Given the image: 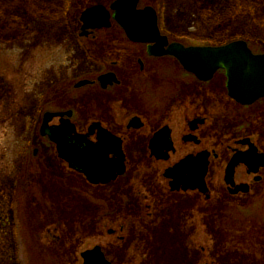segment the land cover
Returning <instances> with one entry per match:
<instances>
[{"label":"rangeland","instance_id":"374dc122","mask_svg":"<svg viewBox=\"0 0 264 264\" xmlns=\"http://www.w3.org/2000/svg\"><path fill=\"white\" fill-rule=\"evenodd\" d=\"M36 1L0 0V177L5 180L0 182V264H82L80 254L96 246L102 248L112 263L119 264L117 251L120 246L112 244L113 238L106 232L110 226L103 229L100 220L113 217L109 214L112 199L106 200L107 204L100 203V193L108 190L111 193H133L128 180L125 178L117 187L108 186L104 191L100 186L88 185L56 158L54 145L48 139L40 138L39 125L44 112L70 106V96L73 101L74 98L79 100V107L90 109L96 106L97 100L100 101L97 90L74 88L78 81L100 74V67L96 75L88 74L87 67L91 66L84 63L86 56L82 51L95 52L96 55L109 52L111 58L121 64L117 70L119 74L134 70L142 51L139 46L122 40L117 25L102 34L95 31L88 38L79 37L81 13L97 5L108 8L114 0ZM212 1L198 0L199 5L204 6L196 16L187 14L183 7L172 6L168 0H141L139 8L150 6L156 10L162 34L170 41L196 47L243 40L255 54H264V32L254 30L244 36L248 29L233 28L229 20L216 24L211 13ZM182 2L191 5L187 0ZM256 3L264 5V0ZM244 10L239 12V8L236 9L239 14ZM205 11L209 12L208 16H204ZM15 18L20 21L14 23ZM68 51L70 58L67 57ZM145 62L150 66L153 64V60ZM154 62V66L160 69L157 75L152 74L150 83L123 78L128 95L119 91L120 98L126 95L130 101L146 98L167 82L165 89L170 88L169 84L183 81L186 93V82L193 81L191 76L184 74L173 60ZM65 66L72 68L73 72L70 71L67 77L64 75ZM224 76L219 72L214 80L221 82L226 92ZM158 94L152 106L159 104L165 91ZM88 101L94 104L89 105ZM210 103L218 111L216 125H222L228 120L225 111L230 106L226 105L225 97L220 99L219 96ZM256 105L253 111H257L259 117L248 115L243 123L252 128V135L257 136V142L264 150V99ZM163 109L156 107L157 111ZM132 112L140 113L132 107L124 112L117 107L115 120L123 124L126 114ZM231 112L234 117L238 114V111ZM219 116L223 119L220 120ZM75 118L73 122L80 130L96 118L100 120L99 116L84 114ZM216 129L218 133H225L223 126ZM187 153V149H181L172 159L177 160ZM161 168L160 172L165 166ZM261 175L263 181L253 187V193L242 203L247 205L245 211L232 210L226 219L222 217L224 220H219L221 214H217L216 238L211 236L208 240L201 235V246L215 264H264V171ZM125 206L128 207V202ZM179 211L182 209L170 207L172 221L168 216L161 227L137 230L131 226L127 229L130 238L135 239L132 252H126L127 257L133 259L129 264H192L194 253H188L191 260H187L184 243L192 237L194 230L192 224L187 227L184 223L188 220H181ZM202 220L206 224L207 221ZM203 231L207 232L205 228ZM126 247L121 246V251L123 248L125 252Z\"/></svg>","mask_w":264,"mask_h":264},{"label":"flooded vegetation","instance_id":"af4514ba","mask_svg":"<svg viewBox=\"0 0 264 264\" xmlns=\"http://www.w3.org/2000/svg\"><path fill=\"white\" fill-rule=\"evenodd\" d=\"M94 32L92 31L87 37L92 36ZM99 32L102 34L104 30H100ZM122 40L128 42L125 37H122ZM136 46L141 48L142 55L137 59L136 68L132 71L129 69L125 74L117 73L118 67L121 64L118 60H113L114 58H111L109 52L107 55L101 52L100 55H96L95 52L86 53L82 51L86 56L84 57V63L86 65L89 63L91 66L87 67L86 71L88 74L96 75L99 67L100 74L94 78L78 81L74 85V88L75 90L85 88H91L92 91L97 90L100 92V101L97 100L96 106H91L90 109L87 106L79 107V100L74 98L73 101V98L70 96L68 100L70 106L66 109L50 111V113H71V120L75 121V117L78 114L99 116L100 120L96 118V120L91 121L84 130H80L76 124V132L84 135L87 140L96 143L98 128L94 129L92 125L94 123L100 124V130L110 134L114 140H120L122 144L125 158L124 174L106 185H100V189L103 188L104 191L108 186L116 185L117 187L118 182L126 178L129 187L133 191V193H118L114 190L116 193H111L108 190L105 193H100V203L107 204L106 200L112 199L109 214H112L113 217L107 220L103 217L100 220L101 224H103V229L110 226L106 232L109 237L113 238L112 244L117 247L120 246L117 251L119 264H129L133 260L127 257L126 254L128 251V254L132 252L131 248L135 246V239L130 238V233L129 235L127 234V229L131 228V226L137 230H142L144 227L153 229L161 227L164 224V219H167L169 216L170 207L182 209V211H179V217H181L182 221L188 220V223H184L187 227L192 224L194 230L192 237L184 243L187 248V260H191L188 253L193 251L195 258L191 260L192 264H215L212 259L207 257L205 247L201 246V235L208 237V240H211V236L215 239L216 230L218 229L217 214H221L219 220H224L232 210L235 212L245 211L247 205H243L242 203H245L246 197L253 193V187L263 181L261 174L264 171V166L254 174L249 172V169L243 164L235 167L231 183L227 184L225 181L227 166L234 156L248 153L250 146L255 149L256 155L264 154V150H262V147L257 142V136L252 135L254 133L252 128L245 127L243 123V120L248 115L259 117L256 114L257 111H253L254 106L259 101L251 106L240 105L227 96V93L223 91L221 82L214 80L215 77L209 82H200L190 74L193 81L189 80L186 82L188 87L186 93L183 89V81L176 85L169 84L168 87L170 88L165 89L167 82L161 84L164 88L156 85L160 90L152 92L153 94L150 96L147 95L146 98L139 97L130 101L127 97L128 89L124 87L122 81L123 78L139 80L140 83L147 81L146 83L148 84L150 83L152 74L157 75L160 69L154 66V61L165 59L174 61L171 58L151 57L148 55L147 46ZM68 52L69 55L67 57L70 58L71 53L70 51ZM142 58H145V61L148 59L153 60L152 66L148 62L143 61ZM88 59H90L89 62H87ZM174 63L177 64L176 61ZM90 68L94 70L92 71ZM71 70L65 66V77H67ZM220 72L223 73L222 71ZM107 74L113 75L116 82L107 83L105 87H102L99 78ZM60 80H63V77ZM83 81L87 83L77 88L76 85ZM119 91H124V95L127 94L126 97L120 98ZM164 91L163 98H160L158 101L159 104L152 106L159 97L158 92L162 93ZM220 94H223V96ZM117 95L119 98H116ZM215 96H219L220 99H224L225 97L226 105L230 106V109L225 111L228 115L227 123L224 121L222 125H216L218 111L216 106L210 105L211 99L213 100ZM87 103L89 105L94 104V102L90 101ZM6 106H9L8 103H6ZM157 106L164 109L157 111ZM117 107L123 112L126 108L132 107L140 113H127L126 119L121 124V122L115 120L116 116H114L116 115L115 108ZM149 109L150 111L148 112ZM231 111H238L236 117H234ZM45 113H49V111L43 114ZM219 117L220 120L223 119L221 116ZM58 120L55 119L56 122L52 123V125H57ZM41 122L42 118L40 125ZM40 125V138L45 139L46 137L41 134ZM258 125L252 126L255 128ZM221 126L225 128L224 134L220 131L219 133L217 132L216 128ZM159 132L162 135L161 141L157 143V147H154L153 141ZM166 136L168 137L167 142ZM23 142L24 138L22 137L21 143L23 144ZM169 143L172 147L170 151L166 150ZM159 147H162V150ZM181 149H187L188 153L177 160L176 158L173 160L172 158ZM201 154L205 155L207 162V172L204 179L206 192H200L199 189L186 192L182 190L172 192L170 189V179L163 176L164 172L174 167L187 156L197 157ZM112 158L113 156L110 155L109 159ZM17 163L20 164V162ZM163 165L165 168L160 172ZM3 181H5L3 177H0V182ZM127 202L128 207L125 206ZM202 218L207 221L206 224ZM169 219L172 221L171 216H169ZM202 228H205L208 233L202 232ZM125 245L127 247L125 248V252H123L124 249L122 248L121 251V246ZM108 260L112 263L109 258Z\"/></svg>","mask_w":264,"mask_h":264},{"label":"water","instance_id":"95a60500","mask_svg":"<svg viewBox=\"0 0 264 264\" xmlns=\"http://www.w3.org/2000/svg\"><path fill=\"white\" fill-rule=\"evenodd\" d=\"M140 1L115 0L109 9L101 5L86 9L80 16L81 36L87 35L88 30L109 29L113 21L121 27L129 41L147 45L148 55L156 58L173 57L184 71L201 82H208L216 72L224 71L228 96L236 103L249 106L264 98V54H253L244 41L218 47H185L180 43H169L167 37L160 33L154 9H139ZM99 82L105 87L107 83L116 80L113 75L107 74L100 77ZM86 83L80 82L76 87ZM70 117L71 113H47L43 117L41 134L48 136L55 144L58 158L69 169L82 174L93 186L106 185L122 176L125 172V158L120 140H114L110 134L100 130L99 124H93L94 129L98 128L97 142L93 143L84 135L76 133ZM54 118H59V125L49 126ZM161 137V133H157L154 147H157ZM159 148L162 150V147ZM171 149V144H167L166 150ZM110 155L112 159H109ZM239 164L245 165L249 172L255 174L264 166V154L256 155L255 149L250 146L248 153L234 156L225 173L227 184L232 182L234 169ZM206 172V157L201 154L184 158L166 170L164 177L171 180V191L199 189L205 193ZM81 258L83 264H110L98 246L83 252Z\"/></svg>","mask_w":264,"mask_h":264},{"label":"trees","instance_id":"16d2710c","mask_svg":"<svg viewBox=\"0 0 264 264\" xmlns=\"http://www.w3.org/2000/svg\"><path fill=\"white\" fill-rule=\"evenodd\" d=\"M31 3L36 0H29ZM171 1L172 6L174 7H183L189 15L194 14L195 16L201 13V9L204 5H199L198 0H187L191 5L185 4L183 0H168ZM181 1V2H180ZM245 1L249 2L246 3ZM252 1V2H251ZM213 0L212 2V11L214 15L215 23L220 25L226 20L231 21L233 28L239 29H248V34L254 30L264 32V5L253 2L254 0ZM37 2V1H36ZM35 2V3H36ZM237 3V4H236ZM33 6V5H32ZM27 7V5H26ZM239 8V12L242 9L244 10L243 14H239L236 9ZM40 9V8H39ZM174 9V8H173ZM41 10V9H40ZM252 11H255V14H252ZM225 12V13H224ZM185 13V12H184ZM224 13V15H223ZM217 14H219L217 16ZM209 12L205 11L204 16H208ZM14 16V15H12ZM202 16V15H201ZM18 18L13 19L14 23H17Z\"/></svg>","mask_w":264,"mask_h":264}]
</instances>
